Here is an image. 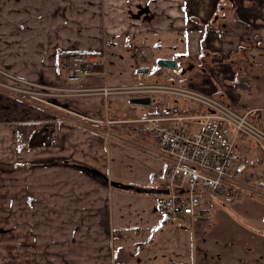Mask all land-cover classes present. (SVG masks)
<instances>
[{"label":"crops","instance_id":"obj_1","mask_svg":"<svg viewBox=\"0 0 264 264\" xmlns=\"http://www.w3.org/2000/svg\"><path fill=\"white\" fill-rule=\"evenodd\" d=\"M253 1L0 0V46L7 47L8 54L14 47L54 48L52 60H17L24 70L8 57L14 72L10 76L61 87L66 85L62 74L66 60L57 50H97L104 46L105 36H130L124 46L133 42L156 53L162 49L166 53H157V60L175 61L176 81L168 84L250 111V118L264 128V14L251 7ZM176 60H184L183 66L178 67ZM77 84L74 95L64 99L68 110L86 117L81 121L88 130L65 122L71 116L37 109L30 102L16 105L11 97L6 100L7 92H0V106L10 104L9 110L0 107V264H211L207 256L224 244L223 236L210 233L214 229L210 223H199L194 231L184 225L177 232L155 195L113 185L163 187V164L143 153L144 140L130 138L125 130L122 138L115 127L110 132L118 143L102 136L106 127L101 121L143 115L113 111L107 97L85 93L107 84L101 76L85 75ZM171 99L186 106L167 95L161 105ZM27 112L34 118L26 120ZM33 122L41 126L20 150L17 125ZM50 131L56 133L57 142L43 147ZM243 148V153L257 150L250 144ZM242 200L256 204L254 218L247 216L260 232L238 226L248 230L238 237L240 245L249 239L261 244L264 231L257 219L264 214V200L246 194Z\"/></svg>","mask_w":264,"mask_h":264},{"label":"built area","instance_id":"obj_2","mask_svg":"<svg viewBox=\"0 0 264 264\" xmlns=\"http://www.w3.org/2000/svg\"><path fill=\"white\" fill-rule=\"evenodd\" d=\"M88 72L73 62L69 80L77 82ZM130 91L135 95L159 93L186 104L180 107L171 99L157 107L156 115L101 121L106 127L102 134L105 140L111 136V125H117L119 134H124L122 130L130 131L144 140L143 153L163 164L161 189L167 193L155 196L167 222L193 228L210 221L215 204L240 202L246 193L255 192L253 186H247L253 180V172L251 162L241 154V140L246 139L264 157V128L250 118V111L174 84L141 85ZM107 94L104 91L105 97ZM55 136L45 135L41 145L54 146Z\"/></svg>","mask_w":264,"mask_h":264},{"label":"rangeland","instance_id":"obj_3","mask_svg":"<svg viewBox=\"0 0 264 264\" xmlns=\"http://www.w3.org/2000/svg\"><path fill=\"white\" fill-rule=\"evenodd\" d=\"M252 4L253 5L251 7L255 9L257 13L263 11L264 14V0H254ZM127 38H131V37L130 36L120 37L116 35L105 36L104 46H102L101 49H97V50H87V49L57 50V53L60 54L61 60H66L64 61L65 70L62 73L66 85L61 87L57 85L59 83H54L50 81L43 82L40 79H36L33 80V82L31 83L29 82L27 83L24 81L14 79V77L10 76L11 73L14 72H12L10 60L8 59V57H11V60H13L11 62L12 64L15 65L17 69L24 70L23 66H20L22 64L18 63L17 60H22V61L52 60L51 56L56 52L54 48L47 47V48H42V49L37 48L35 50H32L30 48L14 47L13 49L10 50L11 54H8L9 53L8 48L0 46V59H1L0 60V92L2 94H5L4 92H7L6 100L9 96L11 97L12 101L13 100L16 101L15 103L16 105H21L18 103L19 101L22 103L25 102V104L30 102L37 109L44 110L46 108L45 111L51 113L56 112V114H63L64 117L71 116L74 120L68 118L69 120L66 119L65 122H67L70 125L86 128L88 130L89 128L88 124L85 126V123H82V121H84L86 117L78 113H75V111L71 112V110H68L67 108L68 104L65 103V101L67 100L64 99V98H68L67 94L74 95V93L77 90L75 89V87H77L75 85H78L77 83H79L80 80H82L85 77V76H81L77 82H73L69 80L68 73H70L72 63L74 62L76 64H80V67L82 69L88 70L89 71L88 76H94V75L101 76L107 81L106 84L107 86L105 85L102 88L86 89L85 93H89V94L100 93L103 95L104 91L108 92L106 97L108 98L107 103H109L111 110L118 111L119 113L125 114L127 116L129 112L136 111L144 116L146 115L147 112L156 110L157 107H159L162 104L165 95L162 94L160 95L159 93H150L147 95V97L151 99L149 105H133L130 103V100L131 98H134L136 95L135 93H132L130 90L133 87H135V85L139 86L141 84L156 85L161 83L168 85V83L173 82V80L176 81V77L174 73L175 71L177 72V70L174 69L175 70L174 71L173 69L162 68L161 66L159 67V65L157 64L158 60L156 59V54L158 53L160 56H164L166 52L163 51L162 49L161 51H157L156 53L154 50L151 49L145 50L142 48H138L137 46L138 43L136 44L133 42H132V46L131 45L124 46L123 41ZM6 40H9V34L6 37ZM139 45L143 46V44H139ZM149 45L150 44H148L147 46L150 47ZM68 51H75V52H68ZM86 60H91L92 63ZM176 62L178 63V67H182L184 64V60H176ZM140 67L147 68V71L143 73H137L135 70ZM26 70L33 71L29 68H26ZM2 72L5 73L8 77H10L11 80H6L5 78L6 76H4ZM103 96H104L103 98H106L105 95ZM15 104L13 105V109L16 110L17 106ZM9 105H10L9 102L6 101L5 104L1 103L0 107L1 109L9 110L10 109ZM23 110L25 111L24 107L22 111ZM26 110L29 112L30 108H26ZM16 111L20 112L19 110ZM33 118L34 116L32 113H28V115L25 117L26 120ZM38 119L39 118L36 117V120L34 121L38 122ZM37 122H33V123L37 124ZM37 125L38 127L35 130L39 129L41 126L40 124ZM111 126L112 129L113 126L115 127L116 130L114 131H117V133L120 132V130L116 128L117 125L113 124ZM48 130H52V129L48 128ZM52 133L56 135V133L53 131H50L49 134ZM121 135L123 136L122 138L126 137L125 136L126 134H120L119 136ZM129 137L134 139L137 138L134 137V134H132V132L129 133ZM105 141L118 143L119 139L112 138L111 136H109V139H106ZM241 142L242 144H248V141H246V139L244 138L241 140ZM134 145L136 144L133 143L131 146ZM243 149L244 148H242V153H241L242 156L246 160L248 159L247 161L249 163H250L249 159L252 160L251 172H253V177H252L253 180L252 182H249L247 186L248 188L251 186L257 187V189L254 190L255 192H251L250 194L246 193V195L249 198H252V200H258L262 202L264 200V183H261V178H262V172H264V157H261L260 153L257 150H255L254 153L250 154L247 151H244L243 153ZM257 156H260L261 158L256 162ZM254 174H256V176ZM234 203H231L230 205L227 204L224 206L215 204L213 206L212 218L210 219V221L206 222L205 224L210 223L211 228L212 227L214 228V229H209L210 233L213 232V235L218 234L219 236H223L222 237L223 241L221 242L224 244V247H220L219 251L217 252L216 250L215 252H212L213 254L207 256L206 260H208V263L211 264H221V263L222 264H264V237L261 240V244L251 241V239H249L246 240L247 242H249L248 244L244 243L245 245H240L241 242L240 240H238L239 239L238 237L245 235V233L246 234L248 233L247 232L248 230L246 228L240 229L238 227L241 226L242 224H244V226L246 227L249 226L250 230L254 233L260 232L258 228H255V226H253L254 222H249V219L251 217L247 216L249 215L254 218V215L256 213L255 210L256 204L252 201L245 202V200H242L240 204L238 203L239 204L238 206L237 204H235L234 207L232 208ZM236 208L237 210L240 209L239 212L236 211ZM260 218L257 219V222L260 221L259 223H261V225L259 228L261 229L262 232V230L264 231V214L261 215ZM168 224H170L169 226L173 230H177V232L179 230H181L182 232L184 228L187 226V225L184 226V224L181 223L168 222ZM197 226H200V224L194 225L193 228L189 226V228H192V230L194 231L197 228ZM261 234H263L264 236L263 232ZM257 235L260 236V234Z\"/></svg>","mask_w":264,"mask_h":264},{"label":"water","instance_id":"obj_4","mask_svg":"<svg viewBox=\"0 0 264 264\" xmlns=\"http://www.w3.org/2000/svg\"><path fill=\"white\" fill-rule=\"evenodd\" d=\"M157 64L159 67L167 68V69H174L175 68V61L173 59H158ZM137 73H143L147 71V68H137L135 70ZM130 103L133 105H149L150 99L149 97H134L131 98ZM120 188H130L135 192L145 193V194H160V193H167V190L164 189H157V188H142V187H132V186H125L122 184H113Z\"/></svg>","mask_w":264,"mask_h":264},{"label":"trees","instance_id":"obj_5","mask_svg":"<svg viewBox=\"0 0 264 264\" xmlns=\"http://www.w3.org/2000/svg\"><path fill=\"white\" fill-rule=\"evenodd\" d=\"M157 113H158L157 110L150 111L146 114V116L156 115ZM37 127L38 125L36 123L17 125V137L16 138H17L18 148L20 150L25 149L28 137L32 134L34 129Z\"/></svg>","mask_w":264,"mask_h":264}]
</instances>
